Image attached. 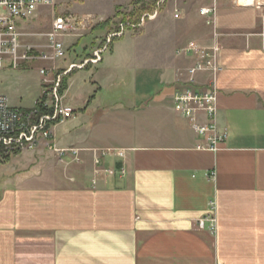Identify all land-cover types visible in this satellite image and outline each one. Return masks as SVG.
Returning a JSON list of instances; mask_svg holds the SVG:
<instances>
[{
  "label": "crops",
  "instance_id": "1",
  "mask_svg": "<svg viewBox=\"0 0 264 264\" xmlns=\"http://www.w3.org/2000/svg\"><path fill=\"white\" fill-rule=\"evenodd\" d=\"M202 2L174 22V52L191 40L214 44L200 16L214 0ZM216 5L222 149L197 151L204 139L174 110V94L185 87L180 73L194 59L158 58L141 38L131 58H120L118 43L93 72L68 81L64 103L76 113L54 129L55 142L86 149L81 162L61 161L42 143L0 166V264H264V8ZM35 66L43 65L25 71ZM209 81L198 75L196 89L207 91ZM26 84L0 72V94L14 109L31 110L41 97L40 74L32 106ZM92 149L126 152L104 161L114 173L97 186ZM212 203L216 229L201 230Z\"/></svg>",
  "mask_w": 264,
  "mask_h": 264
},
{
  "label": "built area",
  "instance_id": "2",
  "mask_svg": "<svg viewBox=\"0 0 264 264\" xmlns=\"http://www.w3.org/2000/svg\"><path fill=\"white\" fill-rule=\"evenodd\" d=\"M218 1L220 0H214L213 5L200 10V16L204 18L206 25L213 29L214 44L200 46L193 42L176 52L180 59H194V64L180 73L184 78L185 87L179 89L173 97L175 112L188 119L196 134L204 139L196 150L211 153L219 152L227 139L226 134H221L217 126L216 79L221 71L218 63L221 47L216 30ZM56 2L57 0H0V72L6 68L12 72H20L30 69L33 64L43 65L34 68L41 76L42 91L33 109H14L10 107L8 98L0 94V149L8 154H19L35 150L42 143H46L50 150L60 156L61 161L70 158L72 163H80L81 154L87 151L86 149H61L55 142L54 129L65 124L76 113L64 103V95L61 94L62 81L64 77L77 70H85L90 64L102 62L103 51L95 52L94 58L86 60L83 64L72 63L63 68L59 64L67 55L64 39L73 36L79 30L80 24L77 19L54 17L51 31L45 35L47 50L44 52L25 45L19 28V23L34 18L39 8L55 7ZM164 2L165 0L160 3ZM231 2L237 6L253 7L257 10L264 8V0ZM175 16L179 18L178 13ZM200 74L210 76L207 91L196 89L197 77ZM89 152L93 156L96 178L102 174L110 176L114 173L110 169L102 168L108 157L116 156L123 159L126 154L125 151L116 149H92ZM120 174L126 175L124 166ZM210 212L198 221L201 230L206 228V224H210L212 231L216 229L215 203L210 205Z\"/></svg>",
  "mask_w": 264,
  "mask_h": 264
},
{
  "label": "rangeland",
  "instance_id": "3",
  "mask_svg": "<svg viewBox=\"0 0 264 264\" xmlns=\"http://www.w3.org/2000/svg\"><path fill=\"white\" fill-rule=\"evenodd\" d=\"M161 1L163 0H57L55 7H41L34 18L19 25L23 34L22 41L25 45L44 52L47 50L45 35L51 31L54 17H73L78 20L80 26L73 36L64 39L67 55L59 64L63 68L72 63L83 64L86 60L93 59L94 53L99 50L103 51L102 57L108 56L118 43L121 46L120 58H131L135 50L133 41L139 38L146 39L147 42L152 41L151 50L153 46L157 48L158 58L161 56L170 58L173 54L176 56L179 49L174 52L168 34L173 29L174 22L180 20L182 9H198L204 3L202 0H165L164 3H160ZM95 12L105 14L111 12L113 15L104 19V16H99ZM176 13L179 18H176ZM193 42L198 44L191 40L185 46ZM149 45L146 44L147 48ZM101 63L90 64L88 69H85L88 70L86 73L93 72L91 68ZM12 73L29 79V84L25 86L26 92L23 94L25 105L32 106L37 97L38 72L31 70ZM87 76L90 77L91 74ZM87 80L89 84V79ZM22 88L24 90V87ZM102 176L96 178L95 175L92 185L97 186Z\"/></svg>",
  "mask_w": 264,
  "mask_h": 264
},
{
  "label": "trees",
  "instance_id": "4",
  "mask_svg": "<svg viewBox=\"0 0 264 264\" xmlns=\"http://www.w3.org/2000/svg\"><path fill=\"white\" fill-rule=\"evenodd\" d=\"M70 78H71V75L66 76V77L63 78L62 88H61V94L62 95H64L67 92V90H68V81H69ZM92 99L88 102V104L91 103ZM83 111H85V109L81 110V112H83ZM16 155H18V154L17 153L16 154H8L4 150L0 149V166L9 163L11 158L16 156Z\"/></svg>",
  "mask_w": 264,
  "mask_h": 264
}]
</instances>
